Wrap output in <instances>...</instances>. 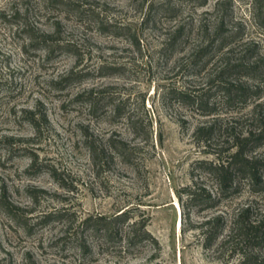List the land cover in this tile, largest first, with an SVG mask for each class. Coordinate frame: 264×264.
<instances>
[{
  "label": "rangeland",
  "instance_id": "1",
  "mask_svg": "<svg viewBox=\"0 0 264 264\" xmlns=\"http://www.w3.org/2000/svg\"><path fill=\"white\" fill-rule=\"evenodd\" d=\"M215 1L0 0V264L237 263L220 240L205 249L197 227L230 212L246 192L217 209L188 206L183 214L181 206L194 181L214 190L198 161L213 159L225 137L203 147L193 130L209 118L165 94L204 87L205 74L189 76L183 65ZM235 17L264 54V32L250 25L245 4H236ZM177 26L188 39L160 53ZM40 38L53 43L52 55L31 46ZM103 65L117 72L101 75ZM72 72L82 80L67 84ZM249 109L219 105L217 113L227 122L241 117L245 130ZM257 154L264 158V146ZM257 200L264 213V193ZM124 210L134 218L114 239L91 231ZM135 220L156 243L128 246ZM257 254L264 260V248Z\"/></svg>",
  "mask_w": 264,
  "mask_h": 264
},
{
  "label": "trees",
  "instance_id": "2",
  "mask_svg": "<svg viewBox=\"0 0 264 264\" xmlns=\"http://www.w3.org/2000/svg\"><path fill=\"white\" fill-rule=\"evenodd\" d=\"M207 2L201 0L199 6L204 7ZM238 3L247 6L250 25L255 31L264 32V0H216L210 13H206L210 18L199 24L198 33L203 37L183 65L189 76L205 74L204 87L199 93L184 88H166L165 94L209 118L193 130V136L203 147L210 148L211 142L225 137L226 146L211 151L213 159L198 161V168L214 182V190L203 188L194 181L181 195L183 214L188 206L198 208L200 212L217 209L224 202L240 198L245 191V200L235 204L230 212L207 217L197 228L205 249L220 240V244L229 250L230 257L236 259V264H264L257 254L264 248V213L257 200V196L264 193V158L257 154L264 146V54L261 39L251 37L246 21L235 17ZM187 39L186 28L177 26L159 51L171 52ZM50 42L40 38L31 46L39 48L43 44L50 56L55 52ZM55 47L61 51L72 50L70 44ZM97 72L111 75L117 68L103 65ZM81 78L79 73L72 72L64 77V82L72 84ZM219 105L229 111L250 107L242 117L248 123L246 129L238 130L241 117L231 118L229 122L221 118L217 113ZM113 115L114 118L121 116L118 106L114 107ZM133 124V121L128 122L129 126ZM112 148L117 150L114 145ZM118 154L123 153L119 151ZM52 217V214H46L42 219L49 222ZM133 218L131 211L124 210L112 218L100 219L92 225L91 231L98 234L103 230L104 237L112 240L118 234L117 226ZM88 222L84 220L82 225L90 224ZM130 227L137 229L128 234V246L143 241L156 243L146 231L145 223L135 220Z\"/></svg>",
  "mask_w": 264,
  "mask_h": 264
}]
</instances>
